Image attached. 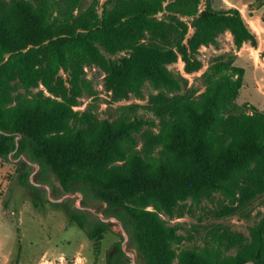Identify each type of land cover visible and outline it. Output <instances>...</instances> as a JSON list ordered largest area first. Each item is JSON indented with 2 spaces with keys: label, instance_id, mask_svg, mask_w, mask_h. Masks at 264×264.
I'll use <instances>...</instances> for the list:
<instances>
[{
  "label": "trees",
  "instance_id": "trees-1",
  "mask_svg": "<svg viewBox=\"0 0 264 264\" xmlns=\"http://www.w3.org/2000/svg\"><path fill=\"white\" fill-rule=\"evenodd\" d=\"M80 5L81 0L0 2V159L25 155L47 168L63 191H90L104 205V217L123 223L142 264H264V211L248 236L216 224L201 251L176 256L172 243L182 235L150 209L156 205L171 216L179 202H199L213 193L231 205L221 215L249 217L254 202L264 206V112L250 106L232 113L242 67L211 64L201 75L205 89L198 98L154 96L149 109L159 130L147 132L142 150L129 156L123 142H134L132 133L143 119L98 123L91 111L78 115L73 109L91 93L84 77L91 65L105 72L116 99L140 96L146 82L180 91L186 80L169 64L181 58L187 73L199 70V49L216 44L226 31L237 49L255 40L240 11L216 9L209 0H114L99 13L97 0L79 13ZM16 86H42L49 95L41 91L12 105ZM71 120L78 123L74 129ZM19 173L20 184L31 185L29 165ZM32 202L38 208V200ZM64 212L99 249L109 222L99 219L86 229V218L69 208Z\"/></svg>",
  "mask_w": 264,
  "mask_h": 264
},
{
  "label": "rangeland",
  "instance_id": "rangeland-1",
  "mask_svg": "<svg viewBox=\"0 0 264 264\" xmlns=\"http://www.w3.org/2000/svg\"><path fill=\"white\" fill-rule=\"evenodd\" d=\"M92 1L81 0L79 13L86 10ZM97 1L98 13L103 6L111 7L114 3V0ZM209 1L216 9L237 8L254 33L255 40L246 41L237 49L232 35L226 31L217 36L216 44L199 49L197 58L202 62L199 70L187 73L181 58L169 64L168 70L186 80L180 91L169 92L146 82L140 96L130 94L127 98L116 99L105 84V72L96 65L85 67L84 77L90 82L91 93H85L79 99V106L73 108L78 115L89 110L98 123H115L121 118L134 117L145 121L138 132L132 133L133 143L123 142L127 156L142 150L147 132L155 134L159 130V121L149 109L151 99L159 94L198 98L205 89L202 73L219 60L231 61L244 69L242 87L232 113L248 112L250 106L264 112V1L262 4L258 0ZM41 91L49 95L42 86L28 90L16 86L12 105L35 98ZM69 125L74 129L78 123L71 120ZM26 164L29 165L31 185H22L18 179L19 172L26 169ZM116 164L124 166V161ZM33 199L38 200V208L34 207ZM102 206L84 188L63 191L47 168H42L25 155L10 157L9 160L0 159V264H110L109 259L115 264H142L136 250L128 242L129 236L123 223L114 216L104 217ZM230 206L222 194L213 193L210 198H203L199 202L191 198L179 202L171 216L156 205H151L150 209L182 235L181 241L172 243L176 256H179L184 250L195 248L201 251L207 246L208 230L216 224L248 236V228L261 216L258 212L264 211V206L256 201L248 209L251 212L249 217L221 215ZM66 208L71 209L80 220L86 218V229L99 219L109 222V231L103 236L99 249L82 229L70 221L64 212Z\"/></svg>",
  "mask_w": 264,
  "mask_h": 264
},
{
  "label": "water",
  "instance_id": "water-1",
  "mask_svg": "<svg viewBox=\"0 0 264 264\" xmlns=\"http://www.w3.org/2000/svg\"><path fill=\"white\" fill-rule=\"evenodd\" d=\"M249 264H252V263H249Z\"/></svg>",
  "mask_w": 264,
  "mask_h": 264
}]
</instances>
